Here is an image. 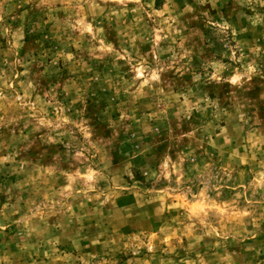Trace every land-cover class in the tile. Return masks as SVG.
Returning a JSON list of instances; mask_svg holds the SVG:
<instances>
[{
	"label": "rangeland",
	"instance_id": "obj_1",
	"mask_svg": "<svg viewBox=\"0 0 264 264\" xmlns=\"http://www.w3.org/2000/svg\"><path fill=\"white\" fill-rule=\"evenodd\" d=\"M0 264H264V0H0Z\"/></svg>",
	"mask_w": 264,
	"mask_h": 264
}]
</instances>
